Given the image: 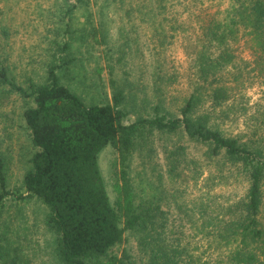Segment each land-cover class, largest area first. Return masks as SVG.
<instances>
[{
    "label": "trees",
    "instance_id": "trees-1",
    "mask_svg": "<svg viewBox=\"0 0 264 264\" xmlns=\"http://www.w3.org/2000/svg\"><path fill=\"white\" fill-rule=\"evenodd\" d=\"M224 2L226 6L200 28L191 64L192 90L178 108V115L156 103L150 115L138 114L125 122L126 93L110 63V99L104 103H86L61 81L59 73L68 70L75 59L71 52L74 10L87 0H61L64 40L52 41L43 80L24 76V83L18 82L0 51V118H8L3 109L11 97L19 98L21 117L34 148L19 185L11 188L12 156L8 143H3L12 134L9 126L2 124L0 213L11 199L14 204L28 198L44 204L43 223L52 235L56 264H134L125 252L118 257L113 251L125 230L135 239L142 257L136 264L202 263L206 251L194 255L181 231L178 236L168 235L162 190L136 187L130 177L134 153L141 149L151 152L155 132L183 133L200 146L205 160L218 168L219 182L229 178L246 182L244 193L221 208L210 209L212 200L207 197L195 200L190 208L179 207L188 216L185 221L205 240L207 250L217 254L209 264H264L263 140H258L256 133L245 140L228 135L213 116L230 95L226 72L230 74L232 44L240 30L251 35L256 51L264 57V0ZM106 146L117 153L112 165L114 201L99 165V154ZM163 153L171 179L184 180L187 170L195 181L202 175L198 160L187 157L183 144L165 146ZM195 211L199 220H192ZM2 224L0 264H31L22 245L10 238L6 222Z\"/></svg>",
    "mask_w": 264,
    "mask_h": 264
},
{
    "label": "rangeland",
    "instance_id": "rangeland-1",
    "mask_svg": "<svg viewBox=\"0 0 264 264\" xmlns=\"http://www.w3.org/2000/svg\"><path fill=\"white\" fill-rule=\"evenodd\" d=\"M225 6L224 0H87L86 5L74 10L71 52L75 59L68 70L59 73L61 81L86 103H104L110 99L107 82L110 63L126 93L125 122L138 114L150 115L156 103L178 115V108L192 90L191 64L200 28ZM61 8V0H0V51L18 82L24 83V76L36 82L43 80L45 63L51 59L52 41L64 40ZM93 33L95 39L91 37ZM232 47L230 74L226 72L230 95L213 116L226 134L245 140L254 138L256 133V138L264 143V57L256 51L251 35L245 30H240ZM22 109L21 100L13 96L3 109L8 118H0V127L3 123L8 125L12 134L3 143H8L12 156L11 188L19 185L34 152L21 117ZM173 143L183 144L187 157L198 160L202 175L196 181L190 177V170L184 180H173L167 175L163 148ZM151 148V152L141 149L134 153L132 182L136 187L146 186L151 192L162 190L168 235L178 236L181 231L183 241L194 255L206 251L200 262L209 264L217 254L207 250L205 240L185 221L188 216L179 207L190 208L195 200L207 197L212 200L210 209L221 208L244 193L246 182L233 178L219 182L218 168L205 160L202 148L183 133L155 132ZM116 157L111 146L99 154L111 201L115 200L112 165ZM262 185L264 222V179ZM14 202L6 201L0 225L6 222L10 238L22 245L31 264H56L52 235L43 223L46 206L34 198ZM194 213L192 220H199L197 211ZM113 251L118 257L125 252L130 262L142 259L135 239L127 230Z\"/></svg>",
    "mask_w": 264,
    "mask_h": 264
}]
</instances>
